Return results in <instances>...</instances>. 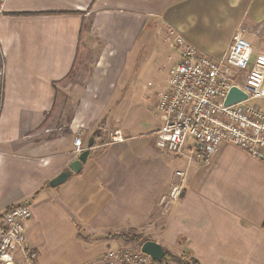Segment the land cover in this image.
<instances>
[{
	"label": "crops",
	"instance_id": "0c3cea01",
	"mask_svg": "<svg viewBox=\"0 0 264 264\" xmlns=\"http://www.w3.org/2000/svg\"><path fill=\"white\" fill-rule=\"evenodd\" d=\"M167 27L214 59L238 31L264 54V0L7 1L0 16V223L11 207L29 205L26 246L37 254L30 260L19 251L16 264H90L131 244L109 235L131 231L199 264H264L263 164L221 144L209 165H182L185 192L167 213L158 201L169 179L147 182L148 163L163 153L154 137L163 120L146 129L139 109L124 110L140 89L130 78L123 87L120 76L139 45L146 52L156 42L162 52L175 51L172 66L178 62ZM98 42L107 55L93 63ZM87 58L83 82L64 86ZM256 104L264 112V100ZM115 130L124 141L111 144ZM78 135L84 149L93 139L85 164L50 187L76 159Z\"/></svg>",
	"mask_w": 264,
	"mask_h": 264
},
{
	"label": "built area",
	"instance_id": "2783aa9c",
	"mask_svg": "<svg viewBox=\"0 0 264 264\" xmlns=\"http://www.w3.org/2000/svg\"><path fill=\"white\" fill-rule=\"evenodd\" d=\"M8 0H0V16ZM238 31L226 54L214 59L199 53L165 28L166 39H173L179 49V60L171 67L167 89L159 94L156 111L162 125L154 133L155 146L164 154L182 160L189 166L197 162L209 165L221 144L227 143L264 165V112L254 102L264 100V54L252 59V46ZM4 51L0 41V111L5 74ZM236 87L246 99L225 106L228 91ZM124 141L119 130L109 142ZM75 156L83 150L81 137L73 140ZM186 170L177 169L169 180V190L158 201L167 213L185 192ZM32 218L27 204L8 209L0 223V264H16L17 252L34 260L37 254L26 246L25 224ZM140 249H108L90 264H150Z\"/></svg>",
	"mask_w": 264,
	"mask_h": 264
},
{
	"label": "rangeland",
	"instance_id": "374dc122",
	"mask_svg": "<svg viewBox=\"0 0 264 264\" xmlns=\"http://www.w3.org/2000/svg\"><path fill=\"white\" fill-rule=\"evenodd\" d=\"M169 42V41H168ZM156 42H153L151 46H148L145 50L140 47V45L137 48V52H135L134 55V61L125 66L121 76H120V83L121 85L124 84L123 87H127L125 84H128L129 78L131 81H135L136 83H139V89H140V96L137 98V100H133L131 98L125 100L123 103L124 110H127L128 108H133L134 106L140 110V120L141 122H144V125L146 129H149L154 124L159 123L160 114L156 111V103L159 97V93H162L165 88L167 87V83L170 76V70L172 67L173 61L168 59V56H172L173 54L176 55L175 51L168 50L166 52H162L161 50H158L157 47L154 48ZM165 44L168 46L169 43L165 42ZM171 44V43H170ZM165 45V46H166ZM252 44L253 46V55L252 59L255 58L258 52L259 45ZM152 48L156 50H152ZM107 53L104 50L102 43L98 42L97 46L95 47V51L90 54L89 60H93V63H96V60L103 59L104 56H106ZM79 64V63H78ZM88 58L86 62V67L84 69L78 68L76 65V68L74 66V70L70 72L68 75L66 81L63 83L64 86H70L74 85L75 83H81L83 82L84 78L87 75V69L88 68ZM71 90V89H70ZM62 92H60L58 104H60V99L63 98ZM127 95V94H125ZM256 102H254L255 104ZM72 106L71 109H67L68 112L72 110L74 107L73 103H70ZM185 165V162L182 160H177L176 158L170 157L164 153H161L160 157H157L156 160H152L150 163H148V183L149 180H152V182H155L154 177H157V182H164L166 183L167 180L171 179L173 176V173L177 169H182ZM169 182V181H168ZM153 185V184H152ZM169 190V187L167 189V192ZM133 235V234H132ZM136 235V234H135ZM134 235V236H135ZM140 237V235H137ZM142 237V236H141ZM142 239V238H141ZM130 245H126V247L130 250H137V243L130 242Z\"/></svg>",
	"mask_w": 264,
	"mask_h": 264
},
{
	"label": "water",
	"instance_id": "95a60500",
	"mask_svg": "<svg viewBox=\"0 0 264 264\" xmlns=\"http://www.w3.org/2000/svg\"><path fill=\"white\" fill-rule=\"evenodd\" d=\"M246 99V95L237 89L236 87H232L224 100L225 106L234 105ZM93 147V139L91 138L88 143L87 147L73 160L69 165L68 169L62 173H60L57 177L49 182V186L52 188L58 187L65 183L67 179L70 177L71 174H78L81 170L83 164H85L87 157L89 155L90 149ZM140 251L149 256L151 261L160 263L162 262L163 258L165 257V252L163 248L153 242V241H145L140 246Z\"/></svg>",
	"mask_w": 264,
	"mask_h": 264
},
{
	"label": "trees",
	"instance_id": "16d2710c",
	"mask_svg": "<svg viewBox=\"0 0 264 264\" xmlns=\"http://www.w3.org/2000/svg\"><path fill=\"white\" fill-rule=\"evenodd\" d=\"M133 234V235H132ZM134 232H128V233H125V234H120L118 236H112V235H109L108 237H112V238H115V239H122L124 241V243H128L129 241L130 242H139V248L140 249V246L142 243H144V241H141L140 237L135 235ZM83 239H87L86 237H84ZM164 250V249H163ZM165 252V257L163 258L162 262L160 263H157V262H153L151 261L150 264H168V263H174V264H199L198 261H196L195 259L193 258H189L188 256H174L172 254H170L169 252H167L166 250H164Z\"/></svg>",
	"mask_w": 264,
	"mask_h": 264
}]
</instances>
